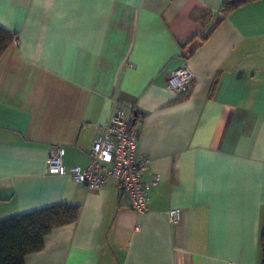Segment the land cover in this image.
Segmentation results:
<instances>
[{
	"label": "crops",
	"instance_id": "1",
	"mask_svg": "<svg viewBox=\"0 0 264 264\" xmlns=\"http://www.w3.org/2000/svg\"><path fill=\"white\" fill-rule=\"evenodd\" d=\"M224 1L0 0V28L18 37L0 57V220L80 207L24 264L264 262V0L227 16ZM182 66L194 80L179 100L167 82ZM116 102L150 160L144 213L113 180L89 190L46 172L55 146L86 167Z\"/></svg>",
	"mask_w": 264,
	"mask_h": 264
},
{
	"label": "built area",
	"instance_id": "2",
	"mask_svg": "<svg viewBox=\"0 0 264 264\" xmlns=\"http://www.w3.org/2000/svg\"><path fill=\"white\" fill-rule=\"evenodd\" d=\"M12 43H18L16 35ZM193 80L190 70L182 66L170 74L167 84L178 96H187L192 89ZM138 140L139 130L131 123L128 109L116 102L108 120L93 139L88 165L84 168H67L62 161V149L55 146L48 154L46 172L68 176L89 190H100L109 180H113L119 185L128 207L137 213H144L147 211L148 195L142 172L150 160L139 154ZM158 181L159 176H155L153 183ZM179 217L178 209L167 212L168 221L171 223L177 222ZM138 230L136 227L135 231Z\"/></svg>",
	"mask_w": 264,
	"mask_h": 264
},
{
	"label": "trees",
	"instance_id": "3",
	"mask_svg": "<svg viewBox=\"0 0 264 264\" xmlns=\"http://www.w3.org/2000/svg\"><path fill=\"white\" fill-rule=\"evenodd\" d=\"M255 0H225L221 13L227 16L241 5ZM194 20H199L193 16ZM220 23V19L210 25L200 36L204 42ZM15 34L0 28V57L12 44ZM186 96H178L184 99ZM133 125L136 120L131 119ZM80 214L79 206L56 204L25 214L0 220V264H24L26 256L40 251L44 238L58 227L74 224ZM260 247L264 253V224L260 232ZM264 264V262H262Z\"/></svg>",
	"mask_w": 264,
	"mask_h": 264
},
{
	"label": "water",
	"instance_id": "4",
	"mask_svg": "<svg viewBox=\"0 0 264 264\" xmlns=\"http://www.w3.org/2000/svg\"><path fill=\"white\" fill-rule=\"evenodd\" d=\"M201 44L200 39H196L188 49V55L191 54Z\"/></svg>",
	"mask_w": 264,
	"mask_h": 264
}]
</instances>
